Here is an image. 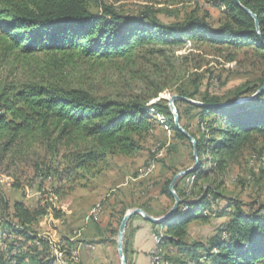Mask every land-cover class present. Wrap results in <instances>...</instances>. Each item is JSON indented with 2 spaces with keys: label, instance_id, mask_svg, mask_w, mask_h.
<instances>
[{
  "label": "trees",
  "instance_id": "trees-1",
  "mask_svg": "<svg viewBox=\"0 0 264 264\" xmlns=\"http://www.w3.org/2000/svg\"><path fill=\"white\" fill-rule=\"evenodd\" d=\"M211 1L223 15L217 27L208 22L207 12L203 18L191 13L170 23L151 7L131 16L105 0H0V170L31 162L36 177L69 183L109 156L132 157L137 139L156 126L190 143L177 129L169 102L159 97L181 80L175 51L193 43L221 52H251L261 65L258 84L245 87L231 103L203 91L200 77L193 89L177 88L179 96L210 106L175 103L200 160L208 156L212 172L225 175L234 157L264 138V89L237 104L264 88V0ZM247 10L257 16L259 27ZM237 60L233 55L228 62ZM110 64L120 66L124 91L116 96L99 93L91 78ZM199 164L175 184L182 200L176 214L164 224L150 222L162 258L153 264H264V206L245 205L212 187L201 188L202 195L192 201L208 177L203 160ZM173 178L161 194L175 201ZM46 215L47 209L16 202V223L0 218V264L57 263L49 243L31 232ZM212 218L224 219L216 233L205 242L191 241V226ZM129 238L128 232L126 256ZM65 253L70 258V251Z\"/></svg>",
  "mask_w": 264,
  "mask_h": 264
},
{
  "label": "rangeland",
  "instance_id": "rangeland-1",
  "mask_svg": "<svg viewBox=\"0 0 264 264\" xmlns=\"http://www.w3.org/2000/svg\"><path fill=\"white\" fill-rule=\"evenodd\" d=\"M212 2L105 0L119 13L131 16L151 7L159 11L157 16L160 19L170 23L182 21L191 13L203 18L207 12L210 15L208 22L217 27L223 15ZM233 55H237V62H228ZM174 57L180 59L177 70L182 73L181 80L173 90L165 91L159 97L169 104L173 97L179 96L177 88L180 85L193 89V81L197 77L203 83V91L208 90L231 103L245 87L258 84L262 76L261 65L251 52H221L220 48L188 43L176 50ZM118 67L117 64L106 65L91 76L93 85L102 95L116 96L121 92ZM241 99L246 98L238 100ZM137 141L138 150L132 157L109 156L87 171L79 172L69 183L55 177L48 181L36 177L31 162L19 163L12 168L2 167L0 218L15 222L13 205L16 202H23L30 209H47L48 215L39 219L31 232L49 243L52 254L58 258L56 264H72L69 261L74 256V264H122L118 238L125 215L133 209L144 211L142 207L151 209L149 214L144 211L151 217L166 215L175 201L161 194L165 184L196 164L193 143L178 141L167 127L156 126ZM198 159L199 163L203 160L208 177L200 183L192 201L202 195L201 188L212 187L245 205L255 203L256 209L264 206V138L254 140L252 145L234 157L222 177L212 172L208 156L200 160L198 155ZM192 182L193 179H189L190 186ZM57 188L63 189L61 195H56ZM212 219L215 220L209 223H194L189 230L190 240L205 242L215 234L224 219ZM129 231L127 227L124 244ZM61 250L64 253L61 254ZM68 251L70 258L65 253ZM83 251L89 256L86 260H80ZM170 252L176 253L175 250Z\"/></svg>",
  "mask_w": 264,
  "mask_h": 264
},
{
  "label": "water",
  "instance_id": "water-1",
  "mask_svg": "<svg viewBox=\"0 0 264 264\" xmlns=\"http://www.w3.org/2000/svg\"><path fill=\"white\" fill-rule=\"evenodd\" d=\"M247 12L250 15H252L254 17V19L257 21V16L256 15H254L250 10H247ZM257 27H259L258 21H257ZM263 89L264 88H262L256 95H254L251 98L238 100L237 104L255 99L263 91ZM177 100H184V101H186V102H188L190 104H193V105H196V106H199V107H210V106L205 105V104H203L201 102H197V101H194V100H191V99H187V98L181 97V96L173 97L170 100V104H169L171 109H172V111H173V114H174L175 125H176L177 129L180 132H182L184 135H186L188 137V139L194 145V156L196 158L195 167H193L192 169H189L187 171L181 172L180 174H178L174 178V180H173V182H172V184L170 186V192H171V194L173 195V197L175 199V204H174L173 208L166 215H164L161 218H153V217L149 216L146 212H144L141 209H133L132 211H130L128 214L125 215V217H124V219L122 221L121 227H120L119 238H118V253H119V257L121 259L122 264H127V259H126V255H125V251H124V237H125L127 225L129 223V221L131 220V218L134 217V216L140 215L145 220H147V221H149L151 223L157 224V225L164 224V223L168 222L176 214V212L178 211V209H179V207H180V205L182 203V200L180 199V197L175 192V184H176V182L178 180H180L182 177H184V176L192 173L193 171H195L198 168V166H199L197 143H196L195 139L182 127V125L180 123L179 115H178V112H177V108L175 107V103H176Z\"/></svg>",
  "mask_w": 264,
  "mask_h": 264
},
{
  "label": "crops",
  "instance_id": "crops-1",
  "mask_svg": "<svg viewBox=\"0 0 264 264\" xmlns=\"http://www.w3.org/2000/svg\"><path fill=\"white\" fill-rule=\"evenodd\" d=\"M157 191V190H156ZM155 193L157 194L158 192ZM156 194H153L155 196ZM145 211V210H144ZM148 214L151 212V209L146 211ZM153 217H162L164 215ZM131 228L129 229L130 235V247L129 253L127 256L129 264H153L154 260L151 259L152 251H155V247L157 244L156 235L154 233L157 229L152 227V224L145 220L144 218L137 215L130 224ZM86 250V249H85ZM87 250L90 251L88 248ZM86 251H83L82 258L80 260H86L89 256L86 255ZM84 256V257H83Z\"/></svg>",
  "mask_w": 264,
  "mask_h": 264
},
{
  "label": "built area",
  "instance_id": "built-area-1",
  "mask_svg": "<svg viewBox=\"0 0 264 264\" xmlns=\"http://www.w3.org/2000/svg\"><path fill=\"white\" fill-rule=\"evenodd\" d=\"M159 259H162V258H158V256L156 254H154L153 251H152V253H151V260H159Z\"/></svg>",
  "mask_w": 264,
  "mask_h": 264
},
{
  "label": "bare ground",
  "instance_id": "bare-ground-1",
  "mask_svg": "<svg viewBox=\"0 0 264 264\" xmlns=\"http://www.w3.org/2000/svg\"><path fill=\"white\" fill-rule=\"evenodd\" d=\"M190 180H191V179H190ZM193 181H194V180H193ZM192 183H193V182H192ZM158 243H159V239L157 240V244H158ZM157 244H156V245H157ZM153 253L157 255V252H156V250H155V251H153ZM156 261H157V260H154V262H156Z\"/></svg>",
  "mask_w": 264,
  "mask_h": 264
}]
</instances>
